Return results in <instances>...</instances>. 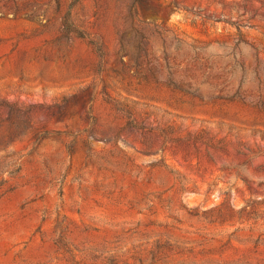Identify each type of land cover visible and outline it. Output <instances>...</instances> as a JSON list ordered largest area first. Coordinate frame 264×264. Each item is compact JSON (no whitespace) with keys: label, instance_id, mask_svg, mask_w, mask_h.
Segmentation results:
<instances>
[{"label":"rangeland","instance_id":"1","mask_svg":"<svg viewBox=\"0 0 264 264\" xmlns=\"http://www.w3.org/2000/svg\"><path fill=\"white\" fill-rule=\"evenodd\" d=\"M0 264H264V0H0Z\"/></svg>","mask_w":264,"mask_h":264}]
</instances>
